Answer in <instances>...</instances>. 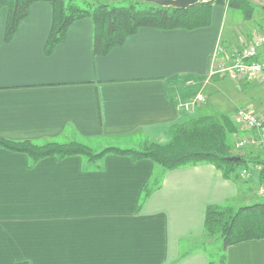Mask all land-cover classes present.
Wrapping results in <instances>:
<instances>
[{
	"label": "crops",
	"instance_id": "0c3cea01",
	"mask_svg": "<svg viewBox=\"0 0 264 264\" xmlns=\"http://www.w3.org/2000/svg\"><path fill=\"white\" fill-rule=\"evenodd\" d=\"M256 10V25L241 34L225 33L229 8L215 5L208 28H142L100 56L91 19L72 24L46 55L52 5L34 4L9 43L3 10L0 138L44 144L75 137L122 149L167 144L173 126L222 109L213 60L222 43L233 48L264 32ZM199 94L205 102L187 113L183 104ZM259 171L250 166L234 180L211 164L165 171L123 156L32 165L0 148V264H213L207 208L255 203ZM227 256V264H264V240L231 246Z\"/></svg>",
	"mask_w": 264,
	"mask_h": 264
},
{
	"label": "trees",
	"instance_id": "16d2710c",
	"mask_svg": "<svg viewBox=\"0 0 264 264\" xmlns=\"http://www.w3.org/2000/svg\"><path fill=\"white\" fill-rule=\"evenodd\" d=\"M147 1L149 4L138 1L128 7L111 4H88L87 7H81L73 0H0V19L2 11H7L4 41L9 43L13 39L36 3H49L53 7V24L45 46L46 55H50L57 45L66 40L72 24L84 19L93 21V49L95 56H100L124 45L129 37L142 28L190 31L208 28L211 26L215 5L236 9L247 21L252 20L256 8L248 0H214L187 9ZM244 132L248 135L250 133ZM234 136L235 144L243 137L238 124L231 115L220 114L190 117L186 122L170 129L167 144L147 142L141 149L107 147L95 153L89 146L77 141L36 144L1 138L0 148L29 156L32 165L47 158L63 160L82 157L89 161H100L108 156L129 157L134 161L149 160L165 171L211 164L221 170L225 178L234 180L241 178L243 171H248L253 166L260 168L258 178L264 184V147H251L257 151L234 155L232 150L235 144L233 147L231 143ZM232 157L238 160L230 161L229 158ZM156 183L159 184V180ZM149 194L150 191L147 190L145 197ZM205 233L210 237L220 236L222 256L219 264H227V251L231 246L264 240V198L238 209L231 206H209L205 217Z\"/></svg>",
	"mask_w": 264,
	"mask_h": 264
},
{
	"label": "rangeland",
	"instance_id": "374dc122",
	"mask_svg": "<svg viewBox=\"0 0 264 264\" xmlns=\"http://www.w3.org/2000/svg\"><path fill=\"white\" fill-rule=\"evenodd\" d=\"M143 1V3L149 4L147 0H73V2L81 7H87L88 4H111L115 6H125L128 7L136 2ZM252 4L256 5V8L258 9L261 21L258 23L262 25L261 23L264 22V0H251ZM145 6V5H144ZM143 6V7H144ZM258 12L256 10L254 14V18L252 22H244L243 14L236 10L229 8V11L226 13L225 18V33L227 30L236 31V33L241 34V29H243L244 26L250 25L254 26L257 23V17ZM262 33V32H260ZM260 33L253 32L249 37L251 40L252 38L256 37ZM249 40V41H250ZM247 40L237 42L235 47L230 48L227 46V44L222 43L220 45L221 51H226L227 54L235 49H241L243 46L247 44ZM230 48V49H229ZM229 50V51H228ZM215 79V83L218 86V89L220 91V98L222 104H219L222 106V109L218 108L216 111V114H230L231 117L235 120V122L238 124V127L240 128V133L242 136H248L246 132H244L240 126V124L236 121L235 115L240 109H245L247 111H251L264 119V87L257 83L252 81H242L239 83L231 82L226 77L222 76H215L213 77ZM221 111V113L219 112ZM77 141L80 143H83L87 146H89L95 153L101 152L103 149H105L107 142H98V141H83L81 139H77L75 137L73 138H64L62 141H59L57 143H69L68 141L72 142ZM232 145L235 144V140H231ZM45 144V143H44ZM234 147V145H233ZM239 151V152H238ZM241 150H232V153L234 155L241 154ZM257 193V189L255 191ZM263 198L261 197H254L253 202H259L262 201ZM234 208L241 207L240 205H233ZM208 253L210 255V259L213 262V264H219L222 256V239L219 235L215 236L212 239V242L207 245Z\"/></svg>",
	"mask_w": 264,
	"mask_h": 264
},
{
	"label": "built area",
	"instance_id": "2783aa9c",
	"mask_svg": "<svg viewBox=\"0 0 264 264\" xmlns=\"http://www.w3.org/2000/svg\"><path fill=\"white\" fill-rule=\"evenodd\" d=\"M222 76L231 82L252 81L264 87V32L247 42L241 49H235L227 54L226 51L217 52L213 60L211 77ZM201 94L186 101L183 109L192 114L198 105L205 102ZM242 130L255 132L236 141V150L249 147H264V119L251 111L240 109L235 115ZM245 178V174L241 175ZM257 195L264 198V184L257 188Z\"/></svg>",
	"mask_w": 264,
	"mask_h": 264
},
{
	"label": "water",
	"instance_id": "95a60500",
	"mask_svg": "<svg viewBox=\"0 0 264 264\" xmlns=\"http://www.w3.org/2000/svg\"><path fill=\"white\" fill-rule=\"evenodd\" d=\"M149 1L162 6H173L180 9H187L197 4L208 3L214 0H149ZM229 160L235 162L238 160V158L232 157L229 158Z\"/></svg>",
	"mask_w": 264,
	"mask_h": 264
}]
</instances>
